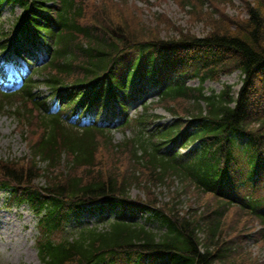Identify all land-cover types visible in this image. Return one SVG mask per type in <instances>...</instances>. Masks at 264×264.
I'll return each mask as SVG.
<instances>
[{
	"label": "trees",
	"instance_id": "obj_1",
	"mask_svg": "<svg viewBox=\"0 0 264 264\" xmlns=\"http://www.w3.org/2000/svg\"><path fill=\"white\" fill-rule=\"evenodd\" d=\"M18 1L30 8L28 23L43 31L51 45L46 83L53 91L63 84L75 86L62 107L65 111L97 112L113 99L123 107L132 92L160 84V103L177 117L173 124L157 129L158 142L150 135L146 141L138 137L115 144L105 126L66 125L59 113L62 108L50 115L37 104L41 109L37 108L39 115L31 125L41 131L29 143L30 161L25 166L0 163V184L39 214L41 260L45 264H246V259L248 264H264L249 260L244 231L238 229L239 223L226 221L234 208L264 225V215L255 205H234L229 196L241 179L237 161L248 166L245 175L251 180L264 175V0H241L246 2L244 17L229 24L220 20L202 38L180 32L166 39L138 38L124 22L102 11L101 0L92 11L88 1ZM128 48H134L136 55L128 64L127 59L119 63ZM166 70H176L174 81L164 79ZM236 70L244 76L237 97L227 85L206 95L202 87H190L180 79L181 72L203 82ZM30 92L29 81L19 93L3 96L19 95L24 104L31 101ZM144 123L143 113L137 124ZM193 142L199 143L198 148L184 155L171 151ZM159 144L169 147L166 153L160 152ZM41 178L43 185L34 184ZM173 181L180 185L174 196L160 202L161 191L156 188L170 190ZM132 188L145 196L131 200ZM95 201L101 202L96 210L104 228L80 225L74 233L67 232L69 220ZM138 212L156 220L159 230L131 220ZM58 233L61 236L55 239ZM260 234L264 238V229Z\"/></svg>",
	"mask_w": 264,
	"mask_h": 264
},
{
	"label": "rangeland",
	"instance_id": "obj_2",
	"mask_svg": "<svg viewBox=\"0 0 264 264\" xmlns=\"http://www.w3.org/2000/svg\"><path fill=\"white\" fill-rule=\"evenodd\" d=\"M206 1L201 5L196 1L185 3L183 0H103L102 11L110 15L115 21L124 22L138 38H142L144 35H150V37L153 35L164 39L178 36L180 32H190L202 37L211 28L218 27L220 20L229 24L227 21L231 23L233 19L242 18L246 15V2H242L243 0ZM91 3H93L91 4L92 11L97 5L95 4L97 1L95 3L91 1ZM23 15L24 8L20 4L3 2L0 6V35L13 38L17 33V24L21 23L20 19ZM146 32L150 33L146 34ZM37 56L43 57V51L39 50ZM15 63L23 64L20 59H16L12 55L4 57L0 54V66H3L10 80L13 79L12 75H16L13 67ZM34 79L40 81L42 77L36 74ZM240 79L241 75L237 71L221 76L218 82L204 83V89L207 92L218 91L224 83H227L232 86L236 93L240 86ZM188 82L191 85L198 84L196 80L192 79ZM38 91L43 97H48V90L44 86L41 85ZM154 99L155 94L150 90L143 95L142 99L130 105L127 114L135 117L140 112L144 102L149 103ZM26 107L23 111L26 112L24 117L27 119V117L34 116L35 112L30 105L27 104ZM151 112L161 116L159 120H156L155 125L171 120L162 108H155ZM104 117L110 119L111 112H106ZM36 131L34 124L21 128L11 108H6L5 112H0V163H11L12 161L25 166L29 157L26 140L33 137V133ZM135 133H137L135 128L113 130L116 142L125 137H133ZM105 160L106 162L109 161L107 156ZM29 161L30 159L27 164ZM107 165L111 166L110 163ZM171 186L173 187L170 190L164 186L156 188L158 192L161 191L158 196L160 202H168L174 196L175 188L180 185L173 182ZM262 193L264 194V191ZM131 195L133 197L145 196L138 188H132ZM191 197L194 198L192 195ZM180 201L185 202V197H180ZM85 211L78 216L75 223L73 220L70 222L69 229L74 228L76 223H97V210ZM234 216V214L228 215L226 221L229 222L227 223L236 222L241 225L242 218L232 219ZM135 220L144 223L155 231L159 230V223L156 220L144 221L140 217ZM35 225L36 218L25 204H13L7 193L0 191V264H41L35 246L37 235ZM248 242L254 253L259 254L260 259L264 258L263 247L256 246L252 241ZM248 258L250 261L254 260L252 255H248ZM244 263L248 264L246 259Z\"/></svg>",
	"mask_w": 264,
	"mask_h": 264
}]
</instances>
